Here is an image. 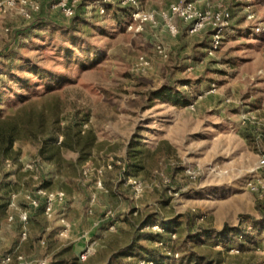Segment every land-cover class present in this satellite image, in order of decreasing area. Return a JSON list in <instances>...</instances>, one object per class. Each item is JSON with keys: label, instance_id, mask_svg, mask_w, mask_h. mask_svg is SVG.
<instances>
[{"label": "rangeland", "instance_id": "1", "mask_svg": "<svg viewBox=\"0 0 264 264\" xmlns=\"http://www.w3.org/2000/svg\"><path fill=\"white\" fill-rule=\"evenodd\" d=\"M35 1L30 18L0 13V85L12 89L0 111L46 119L0 163V254L27 264H152L147 253L157 264L190 253L202 264H264V196L246 187L264 155V0H141L155 14L141 31L127 30L120 1L101 13L105 0H78L70 17L59 0ZM184 1L229 12L218 48L210 23L193 30L174 16L168 30L159 14ZM159 89L185 103L156 98ZM39 190L65 193L52 217Z\"/></svg>", "mask_w": 264, "mask_h": 264}, {"label": "built area", "instance_id": "2", "mask_svg": "<svg viewBox=\"0 0 264 264\" xmlns=\"http://www.w3.org/2000/svg\"><path fill=\"white\" fill-rule=\"evenodd\" d=\"M114 1H120L129 9L130 21L126 26L127 30L129 31H141L143 30L144 25L152 23L155 20V14L152 11L146 9L142 5L141 0H105L102 2V4L100 3L98 5L99 11L104 13L105 7ZM77 3L78 0H59L57 5L60 7L64 15L70 17L74 15ZM12 9L16 10L26 18H30L32 12L39 10V4L35 0H5L0 4V13L6 14ZM159 15L166 22V26L171 33L176 32V27L172 23V18L174 16L180 17L184 20L192 21L194 23L192 27L193 30H198L207 23L212 24L213 28L217 31L215 33L214 40L211 42L210 49L212 50L218 48L222 37L220 31L224 29L226 20L230 14L229 12H213L211 10L202 13L195 8L192 2L184 1L171 4L167 11H162ZM158 49L159 52H162L160 47H158ZM257 169L258 170L255 175L247 180L246 187L251 192L260 196H264V155L259 158ZM97 184L101 185V181H98ZM39 193H42V195L45 197L44 213L47 217H52L53 206L55 202L62 201L64 199L65 193L63 191L46 192L43 190H39ZM36 202V200H33L34 204H37ZM18 217L23 223L28 222V214L26 210H19ZM152 227L162 231V228H160L159 224H154ZM22 234L23 237L26 236L25 231ZM155 244L160 248H163L168 255L174 257L178 256V252L174 249H167L161 238H156ZM85 257L86 256L84 253L81 254L82 259H85ZM15 258L19 263L27 264L23 255L17 254L14 256L13 253L0 254V264H12ZM37 264H47V261L41 260Z\"/></svg>", "mask_w": 264, "mask_h": 264}, {"label": "trees", "instance_id": "3", "mask_svg": "<svg viewBox=\"0 0 264 264\" xmlns=\"http://www.w3.org/2000/svg\"><path fill=\"white\" fill-rule=\"evenodd\" d=\"M31 69L34 73L40 75L41 77L45 75L43 70L40 68L32 67ZM25 87L26 86H24L23 88ZM9 90L12 89L8 86V84L3 83L2 85H0V106L3 105L4 101L6 100L5 96L7 91ZM152 93L156 98H160V99L165 98V99L173 100L176 103H185V100L181 95L172 94L169 89L166 90L159 89ZM15 97L18 98V101L22 105L27 103L29 99V96H27V94L21 95L19 93H15ZM21 110L22 109H18L16 113L13 115H5L3 111H0V163L3 160L12 157L14 153V143L18 139L38 138L45 131L46 119L43 114V111L34 114V112L31 109H28L27 112H22ZM87 133L88 134L86 135V138H88V147H89V141L93 142L95 140V135L89 131ZM66 143L67 142L65 140L63 142V145L68 146V144ZM85 145L87 146V143ZM68 147H72V146H68ZM145 255H147L146 256L147 258H145L146 261H151L153 264L158 263L157 262L158 260L154 258L151 254L147 253ZM165 257H169V256H165ZM183 263L202 264L200 257L195 253H190Z\"/></svg>", "mask_w": 264, "mask_h": 264}]
</instances>
